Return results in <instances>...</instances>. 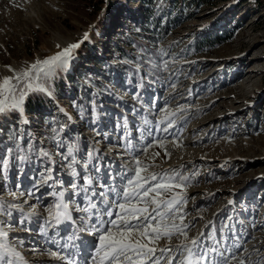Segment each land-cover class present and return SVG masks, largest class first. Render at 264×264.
I'll return each instance as SVG.
<instances>
[{"label": "rangeland", "instance_id": "rangeland-1", "mask_svg": "<svg viewBox=\"0 0 264 264\" xmlns=\"http://www.w3.org/2000/svg\"><path fill=\"white\" fill-rule=\"evenodd\" d=\"M154 16L167 34L154 30ZM85 32L90 39L54 77L49 102L34 107L28 96L23 114H0V160L8 161L7 171L0 165V220L13 224V240L25 241L19 250L26 260L62 264L39 231L55 203L49 193L61 189L27 194L41 171L52 167L68 188V149L82 162L93 152L89 175L106 179L98 192H108L135 166L132 151L151 142L138 154L141 175L175 170L167 182L189 178L163 196L187 197L189 228L186 237L162 236L150 246L193 238L211 245L222 237L231 245L238 237L255 264L264 256V0H0V82ZM168 122L167 133L155 131Z\"/></svg>", "mask_w": 264, "mask_h": 264}, {"label": "snow or ice", "instance_id": "snow-or-ice-1", "mask_svg": "<svg viewBox=\"0 0 264 264\" xmlns=\"http://www.w3.org/2000/svg\"><path fill=\"white\" fill-rule=\"evenodd\" d=\"M89 39L90 33L85 32L81 40L63 47L58 44L56 47L59 51L43 60H36L27 70L14 76H4L0 82V97H3L0 99V114L9 112L23 114L24 104L30 93H44L51 97L50 84L54 77L69 68L76 51ZM24 122L27 123V120L25 119ZM172 127L171 122L162 128L157 124L155 131L167 133ZM148 136L155 139L152 129L148 130ZM150 146L151 142L141 149L132 151L135 166L128 167L127 174L123 177L124 182L119 189L110 187L108 192L97 193L92 189L93 177L89 175L88 169L94 159L93 152H88L82 162L73 154L72 148L68 149L70 163L66 174L71 178L68 181V188L64 187V181L60 177L53 175L52 167H47L39 173V180L33 182L32 189L27 193L28 196H35L36 192L45 185L49 188L61 189L49 193L55 197V203L48 209V216L44 219L43 227L39 229L46 238V243L56 248L55 251L50 252L51 257L61 261L62 264H161L168 253H173L167 256V264H232L233 261H237L238 264H253L244 255L247 249L243 248L238 237L231 245L227 244V237H222L211 245L203 243L200 238H193L189 243L181 242L175 247L157 249L150 246L152 241L159 240L162 236L169 241L176 234L186 237V229L189 228V225L183 222V205L187 197L174 193L169 198H163L164 194L173 188L183 187L184 182L189 178L181 176L179 184L167 182L173 180L175 175H179L175 170H172L174 176H168V170H165L161 178H158V174L142 176V162L138 154L146 151ZM134 147L133 141L126 136L125 150L130 151ZM41 152L45 157L49 155L43 150ZM20 159L25 160L27 157ZM0 165L4 171H7L8 161L0 160ZM78 167L83 169V175L77 170ZM143 167L146 169L147 166ZM95 171L99 172L100 169L96 168ZM81 180L83 183L79 182ZM153 181L155 183H152ZM109 192L114 194L111 201L108 198ZM97 195L102 198L99 201L103 205L102 208L93 202V198ZM81 196L87 201L85 208L77 204L76 197ZM149 202L154 206L151 211L148 207ZM141 204L144 206H138ZM12 207L17 206L12 205ZM20 211L23 214V209ZM74 211L84 212L86 216H80L78 220L74 219ZM7 214L11 216V212ZM31 215L33 214H24L20 224H25ZM61 225L68 226L69 234L58 238L57 230ZM13 227L12 223L0 220V264H29L19 250L25 241L22 238L13 240L10 237ZM49 228L53 231L51 236L48 234ZM77 233H87L93 239L83 240ZM203 236L204 234L201 233V237ZM61 239L66 242L62 244ZM211 239L215 240V237ZM76 240H80L81 243L77 244ZM222 242L223 247H221ZM255 264H264V256Z\"/></svg>", "mask_w": 264, "mask_h": 264}, {"label": "trees", "instance_id": "trees-1", "mask_svg": "<svg viewBox=\"0 0 264 264\" xmlns=\"http://www.w3.org/2000/svg\"><path fill=\"white\" fill-rule=\"evenodd\" d=\"M160 23H161L160 19L158 17L154 16V25H153L154 26V30L159 29L160 32L162 30L161 34H163V35L167 34V32L169 30L168 25L165 26V27H162L160 25ZM144 31H150V30L149 29H144ZM41 101H48L49 102L50 100L46 96V94H44V93H30L28 102L30 104H31V102H34V104H33L34 107L38 106L39 105L38 103L41 102ZM30 104H28V111L31 109V107H29ZM32 109H35V108H32Z\"/></svg>", "mask_w": 264, "mask_h": 264}, {"label": "bare ground", "instance_id": "bare-ground-1", "mask_svg": "<svg viewBox=\"0 0 264 264\" xmlns=\"http://www.w3.org/2000/svg\"><path fill=\"white\" fill-rule=\"evenodd\" d=\"M41 191H43V190H41Z\"/></svg>", "mask_w": 264, "mask_h": 264}]
</instances>
